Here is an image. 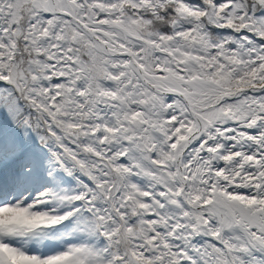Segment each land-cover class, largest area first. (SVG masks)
<instances>
[{
	"label": "snow or ice",
	"instance_id": "1",
	"mask_svg": "<svg viewBox=\"0 0 264 264\" xmlns=\"http://www.w3.org/2000/svg\"><path fill=\"white\" fill-rule=\"evenodd\" d=\"M0 264H264V0H0Z\"/></svg>",
	"mask_w": 264,
	"mask_h": 264
}]
</instances>
